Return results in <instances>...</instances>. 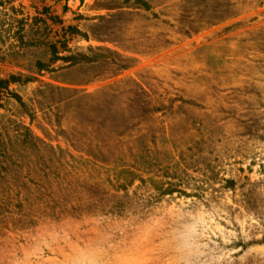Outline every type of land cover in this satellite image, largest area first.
I'll return each mask as SVG.
<instances>
[{
  "label": "rangeland",
  "instance_id": "1",
  "mask_svg": "<svg viewBox=\"0 0 264 264\" xmlns=\"http://www.w3.org/2000/svg\"><path fill=\"white\" fill-rule=\"evenodd\" d=\"M0 82V264H264V0H0Z\"/></svg>",
  "mask_w": 264,
  "mask_h": 264
},
{
  "label": "trees",
  "instance_id": "2",
  "mask_svg": "<svg viewBox=\"0 0 264 264\" xmlns=\"http://www.w3.org/2000/svg\"><path fill=\"white\" fill-rule=\"evenodd\" d=\"M3 83L0 82V85L3 84ZM94 164L99 165L97 163H94ZM121 167L122 166H119L118 169H120ZM126 169H128V168H123V169H120V170H126ZM125 173L128 174V172H125ZM119 174H121V172H119ZM142 181H144V180H141V182ZM148 184L151 185L150 187H153L154 188V190L158 193L159 196H162V195H165L166 196V195H169V194L172 193V191L170 190L169 187L168 188H164L163 185H162V183H160V182H152V181L149 180ZM120 187H122V185ZM121 191H125V190L122 189Z\"/></svg>",
  "mask_w": 264,
  "mask_h": 264
}]
</instances>
